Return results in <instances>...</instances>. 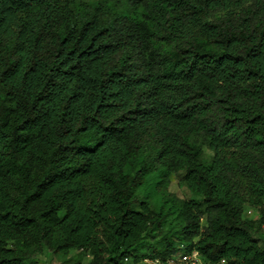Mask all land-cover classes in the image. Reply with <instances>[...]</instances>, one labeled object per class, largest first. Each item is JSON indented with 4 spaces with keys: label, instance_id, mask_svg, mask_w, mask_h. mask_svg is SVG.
<instances>
[{
    "label": "trees",
    "instance_id": "16d2710c",
    "mask_svg": "<svg viewBox=\"0 0 264 264\" xmlns=\"http://www.w3.org/2000/svg\"><path fill=\"white\" fill-rule=\"evenodd\" d=\"M263 227L264 0H0V264H264Z\"/></svg>",
    "mask_w": 264,
    "mask_h": 264
},
{
    "label": "rangeland",
    "instance_id": "374dc122",
    "mask_svg": "<svg viewBox=\"0 0 264 264\" xmlns=\"http://www.w3.org/2000/svg\"><path fill=\"white\" fill-rule=\"evenodd\" d=\"M155 179H151L149 180L148 184L146 187H144L143 191H142V197H145L147 195H151V202L153 204H160L161 201V196L158 192L155 191ZM170 185H169V193L172 196V199H174L175 201H181L183 199H189L191 197L190 192L188 191V189L180 182V175L179 174H172L170 177ZM245 217L247 219H253L256 220L259 218L258 213L253 210V209H247L246 213H245ZM262 236L264 238V227L262 230ZM146 252L145 249L141 250V254H144ZM77 252L73 253L71 256L76 255ZM91 259V257H87L85 258L83 261L84 263H87L89 260ZM150 259L152 258H146L143 260V264H147L148 261H150ZM38 264H62V260L51 254V253H47L43 256L40 257L39 263ZM202 264H205L202 260Z\"/></svg>",
    "mask_w": 264,
    "mask_h": 264
},
{
    "label": "built area",
    "instance_id": "2783aa9c",
    "mask_svg": "<svg viewBox=\"0 0 264 264\" xmlns=\"http://www.w3.org/2000/svg\"><path fill=\"white\" fill-rule=\"evenodd\" d=\"M147 264H202V259L197 251L180 250L165 260L150 259Z\"/></svg>",
    "mask_w": 264,
    "mask_h": 264
}]
</instances>
